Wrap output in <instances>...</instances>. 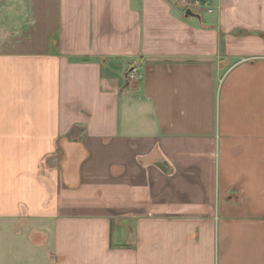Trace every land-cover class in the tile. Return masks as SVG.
<instances>
[{"label":"crops","instance_id":"obj_1","mask_svg":"<svg viewBox=\"0 0 264 264\" xmlns=\"http://www.w3.org/2000/svg\"><path fill=\"white\" fill-rule=\"evenodd\" d=\"M205 1L12 2L0 264H264V0Z\"/></svg>","mask_w":264,"mask_h":264},{"label":"built area","instance_id":"obj_2","mask_svg":"<svg viewBox=\"0 0 264 264\" xmlns=\"http://www.w3.org/2000/svg\"><path fill=\"white\" fill-rule=\"evenodd\" d=\"M179 4L183 6L185 9H190L193 12H200V11H211L209 8L208 2L207 1H202V0H178ZM126 78L129 81L135 82L136 80L141 78V73L139 72L138 67H131L127 72H126Z\"/></svg>","mask_w":264,"mask_h":264},{"label":"rangeland","instance_id":"obj_3","mask_svg":"<svg viewBox=\"0 0 264 264\" xmlns=\"http://www.w3.org/2000/svg\"><path fill=\"white\" fill-rule=\"evenodd\" d=\"M15 0H0V26H3L5 24H8L7 22L10 21L9 17L13 12H15V8L12 5V2ZM204 1V0H202ZM203 16L205 13H201ZM140 79L136 80L137 82ZM135 81V82H136Z\"/></svg>","mask_w":264,"mask_h":264},{"label":"water","instance_id":"obj_4","mask_svg":"<svg viewBox=\"0 0 264 264\" xmlns=\"http://www.w3.org/2000/svg\"><path fill=\"white\" fill-rule=\"evenodd\" d=\"M186 15H189V16H197L198 17V15L196 14V13H194L192 10H190V9H186Z\"/></svg>","mask_w":264,"mask_h":264}]
</instances>
